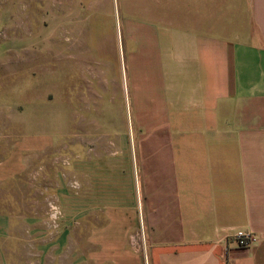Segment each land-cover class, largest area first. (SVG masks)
Returning a JSON list of instances; mask_svg holds the SVG:
<instances>
[{"label": "crops", "instance_id": "obj_1", "mask_svg": "<svg viewBox=\"0 0 264 264\" xmlns=\"http://www.w3.org/2000/svg\"><path fill=\"white\" fill-rule=\"evenodd\" d=\"M127 4L115 24L96 14L115 33L97 40L96 119L81 120L79 144L87 170L89 128L98 141L122 126L133 197L81 215L95 222L80 229L78 264H264V0ZM40 148L35 135H0V185ZM12 220L0 210V242ZM239 229L258 242L238 249Z\"/></svg>", "mask_w": 264, "mask_h": 264}, {"label": "rangeland", "instance_id": "obj_2", "mask_svg": "<svg viewBox=\"0 0 264 264\" xmlns=\"http://www.w3.org/2000/svg\"><path fill=\"white\" fill-rule=\"evenodd\" d=\"M127 10V0H0V135H35L41 145L24 175L0 185V210L13 219L0 264H78L80 229L95 222L81 215L133 197L127 154L114 141L122 126H105L98 141L89 128L87 170L79 144L81 120L96 119L97 40L115 33L96 14L115 24Z\"/></svg>", "mask_w": 264, "mask_h": 264}, {"label": "built area", "instance_id": "obj_3", "mask_svg": "<svg viewBox=\"0 0 264 264\" xmlns=\"http://www.w3.org/2000/svg\"><path fill=\"white\" fill-rule=\"evenodd\" d=\"M231 239L238 249H248L258 242V237L251 231L235 230Z\"/></svg>", "mask_w": 264, "mask_h": 264}]
</instances>
